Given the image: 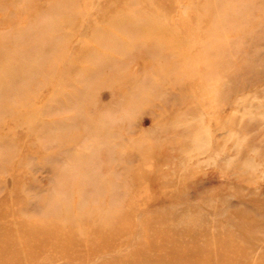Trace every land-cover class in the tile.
<instances>
[{"label": "rangeland", "instance_id": "374dc122", "mask_svg": "<svg viewBox=\"0 0 264 264\" xmlns=\"http://www.w3.org/2000/svg\"><path fill=\"white\" fill-rule=\"evenodd\" d=\"M0 264H264V0H0Z\"/></svg>", "mask_w": 264, "mask_h": 264}, {"label": "bare ground", "instance_id": "6f19581e", "mask_svg": "<svg viewBox=\"0 0 264 264\" xmlns=\"http://www.w3.org/2000/svg\"><path fill=\"white\" fill-rule=\"evenodd\" d=\"M243 218H244V216H243ZM248 219L250 220V218L248 217ZM261 219V218H260ZM248 226V225H247Z\"/></svg>", "mask_w": 264, "mask_h": 264}]
</instances>
